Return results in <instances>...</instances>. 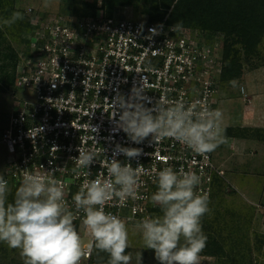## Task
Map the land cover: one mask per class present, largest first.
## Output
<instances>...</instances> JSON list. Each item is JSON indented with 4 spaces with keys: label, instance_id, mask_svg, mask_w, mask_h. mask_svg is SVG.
<instances>
[{
    "label": "built area",
    "instance_id": "2783aa9c",
    "mask_svg": "<svg viewBox=\"0 0 264 264\" xmlns=\"http://www.w3.org/2000/svg\"><path fill=\"white\" fill-rule=\"evenodd\" d=\"M169 17L170 14L162 21L150 22L148 18L107 17L99 11L77 22H48L43 17L33 20L37 31L31 39V58L18 72L17 87L30 89L34 100L25 102L13 113L3 133L2 143L9 154L5 179L8 189L16 192L25 169L41 175L64 169L54 175L63 181L65 201L76 216L74 224L86 256L80 264H92L95 250L88 255L91 237L81 223L83 213H76L72 196L85 178L95 179L101 172L107 177L101 161L105 156L112 158L116 144L141 149V155L135 159L123 154L116 158L133 167L143 165L147 172L141 175L138 188L143 199H129L123 208L117 207L115 200L105 206L106 212L118 213L125 220L128 230L135 228L137 220L159 211L150 201L157 190L151 174L153 165L158 170L170 166L201 175L198 191L207 193L209 200L215 178L225 177L215 151L201 156L171 138L155 144L149 143V137L136 144L115 127L119 116H112V99L118 92L127 97L145 77L149 84L145 95L152 101L145 102L148 107L166 95L168 99H199L217 109L223 45L214 36L198 30L181 27L171 31ZM152 28H157L159 34L151 35ZM28 132L35 138L29 137ZM80 145L105 151L89 169H80L81 175L77 177L71 171L75 167L71 158L78 157ZM161 158H167V162ZM88 170L90 175L85 177L83 173Z\"/></svg>",
    "mask_w": 264,
    "mask_h": 264
},
{
    "label": "clouds",
    "instance_id": "9594fccd",
    "mask_svg": "<svg viewBox=\"0 0 264 264\" xmlns=\"http://www.w3.org/2000/svg\"><path fill=\"white\" fill-rule=\"evenodd\" d=\"M44 0V7H48ZM20 12H13L10 18L0 24L11 26L22 20ZM182 22L172 26L178 31ZM151 35L159 34L157 28L149 29ZM233 88L236 80H230ZM149 87L145 77L139 86H133L130 95L119 92L112 99V116L117 130H122L129 139L142 143L151 137L149 143H160L165 138L185 145L193 153L206 156L226 142L222 126L223 112L212 109L206 101H187L183 97L168 99L161 96L151 106V99L145 95ZM243 91V89H241ZM40 131H43L39 127ZM91 131L96 129L91 126ZM29 137L35 138L30 135ZM56 150L57 148L54 147ZM78 157H72L75 167L71 169L77 177L80 169H89L104 149L95 146H79ZM142 150L116 144L112 158L101 161L107 169V177L101 172L95 179L83 180L72 196L76 213H83L82 225L91 237L87 253L93 250L108 254L107 264H130L129 230L124 219L117 213L105 211L109 202L127 207L129 199H143L138 193L140 177L147 174L143 165L133 167L130 162H121L116 157L123 154L130 160L141 155ZM167 162V158H161ZM56 168L49 175L34 174L25 169L13 202H7L8 181L0 175V243L11 249H18L23 264H80L86 258L82 238L74 224L76 216L65 201L63 181L55 178ZM156 191L150 201L158 206L160 214L144 216L135 222L144 248L154 251L159 264H199V257L207 244L202 218L208 214L209 195L198 191L201 175L183 168L175 170L165 166L151 168ZM85 177L90 171L83 173ZM135 211V209H133ZM137 264H142V255H137Z\"/></svg>",
    "mask_w": 264,
    "mask_h": 264
},
{
    "label": "rangeland",
    "instance_id": "374dc122",
    "mask_svg": "<svg viewBox=\"0 0 264 264\" xmlns=\"http://www.w3.org/2000/svg\"><path fill=\"white\" fill-rule=\"evenodd\" d=\"M177 1L172 2L174 8ZM95 3L101 6L103 0H48V7H44V0H16V9L24 11L27 18L23 30L10 29L6 36L21 61L20 66L23 68L31 58V39L37 31L32 16L36 15V21L43 17L48 22L56 19L77 22L102 11L88 7ZM155 8V0H126L124 6L116 9L115 16L135 20L148 18L144 11ZM167 14L170 11L164 16ZM178 17L177 13L170 16V23L175 25ZM215 38L222 45L226 39L222 34H216ZM237 48L243 64L241 77L235 79L238 86L233 88L229 82L220 83L216 101L217 108L223 112L226 142L216 148L215 156L225 177L209 203L211 211L202 218L208 239L199 264H264V37L252 55L247 56L241 45ZM9 70L13 72L12 68ZM33 100L30 89L15 86L0 90L2 176L9 160L7 147L2 143L3 133L13 113ZM127 252L131 256L130 264H137L138 254L142 255V264H159L154 251L144 248L135 228L129 230ZM0 264H23L19 250L0 243Z\"/></svg>",
    "mask_w": 264,
    "mask_h": 264
},
{
    "label": "trees",
    "instance_id": "16d2710c",
    "mask_svg": "<svg viewBox=\"0 0 264 264\" xmlns=\"http://www.w3.org/2000/svg\"><path fill=\"white\" fill-rule=\"evenodd\" d=\"M125 1L103 0L101 6L95 3L88 7L90 9L100 8L107 17H114L116 9L124 6ZM155 1L156 8L154 10L144 11L150 22L162 21L168 15L164 16V14L170 11V16L177 13L179 15L178 22H182V26L188 27V29H195L214 37L216 34L226 37L222 49L223 71L220 83L235 80L243 73L241 51L237 47L241 45L247 56L252 55L256 53L257 47L264 37V0H178L175 8L172 6L173 0ZM15 4L16 0H0V19L10 18L12 13L17 11L23 15L22 20H17L10 27L0 25V60L2 61L0 90L17 86L18 72L21 69V61L6 36V32H9L10 29L23 30L24 20L27 18V14L17 10ZM35 16H32L33 20ZM10 68L13 69L12 73H10ZM3 177L6 178L5 173ZM222 179L215 178V189ZM15 193L9 189L7 202L14 201ZM214 193L211 199L214 197ZM108 258V254L95 250L92 264H107Z\"/></svg>",
    "mask_w": 264,
    "mask_h": 264
},
{
    "label": "crops",
    "instance_id": "0c3cea01",
    "mask_svg": "<svg viewBox=\"0 0 264 264\" xmlns=\"http://www.w3.org/2000/svg\"><path fill=\"white\" fill-rule=\"evenodd\" d=\"M215 152H216V149H215Z\"/></svg>",
    "mask_w": 264,
    "mask_h": 264
}]
</instances>
